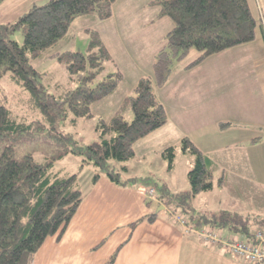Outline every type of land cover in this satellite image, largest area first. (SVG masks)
Wrapping results in <instances>:
<instances>
[{"label":"trees","instance_id":"1","mask_svg":"<svg viewBox=\"0 0 264 264\" xmlns=\"http://www.w3.org/2000/svg\"><path fill=\"white\" fill-rule=\"evenodd\" d=\"M3 1L0 0V4ZM116 1L48 0L33 5L15 21L0 23V81L7 72L12 73L13 80L31 93L52 129H56L58 119L68 113L76 118L91 117L92 105L118 88L122 73L105 72V64L111 60V55L99 36L90 42L86 53L52 54L76 82L74 88L61 96L48 94L41 82L42 74L31 61L57 45L78 17L110 18ZM150 3L159 7L157 19L169 18L174 26L154 55L152 74L141 77L133 94L124 99L111 121L97 127L100 131L98 142L81 145L72 135L59 134L56 140L61 143L62 150L45 161H39L31 154L17 157L10 143L0 147V264H32L44 241L49 236L62 237L77 212L83 199L77 173L67 175L63 170H57L56 161L68 153L78 155L82 158V166L90 164L96 169L93 182L104 174L121 186L136 184L138 180L134 177L122 180L121 173L110 161L131 159L135 155L134 144L168 122L167 110L155 93V84L164 86L175 63L192 49H197L200 54L186 68H192L214 54L254 41L257 28L261 27L250 0H151ZM18 29L23 30V45L11 39ZM128 107L133 114L131 120L124 114ZM31 128V124L15 119L10 106L0 100V146L11 138L31 133ZM182 148L195 158L194 168L188 173L191 191L172 194L166 186L154 187L159 204H164L170 213L187 206L193 196L213 188L209 158L188 138L183 139ZM163 155L172 165L175 148H167ZM189 217L196 224L210 220L194 212ZM155 218V214H150L143 219L152 222ZM143 219L133 223L132 227ZM211 220V228L228 226L248 238L255 229L263 228H251L242 218L227 213L213 216ZM116 256L117 252L107 264H112Z\"/></svg>","mask_w":264,"mask_h":264},{"label":"crops","instance_id":"2","mask_svg":"<svg viewBox=\"0 0 264 264\" xmlns=\"http://www.w3.org/2000/svg\"><path fill=\"white\" fill-rule=\"evenodd\" d=\"M27 1L34 2L7 0L6 5L14 7ZM250 2L261 24L255 40L212 55L230 53V58L215 65L220 69L199 74L206 60L192 68L184 67V75L174 88L171 112H175L176 124L182 130L194 133L184 138L197 145L199 140H208L216 147L206 155L212 171L220 161L240 164L239 176L248 180L255 191V205L261 209L252 213L257 217L251 228H264V0ZM9 10L7 6L2 9L6 13ZM171 78L163 87H169ZM174 89L169 87L168 91ZM172 120L170 116L168 123ZM232 145L238 147L235 155L224 150ZM155 185L121 186L100 175L83 188L82 202L62 237L49 236L32 264H107L115 252L112 264H247L233 258L226 247L210 246L197 232L186 233L175 212L170 213L164 204L145 194ZM150 214L156 215L154 221L143 219ZM187 219L194 229L212 227ZM240 233L224 232L243 238L242 233L243 237L236 235Z\"/></svg>","mask_w":264,"mask_h":264},{"label":"rangeland","instance_id":"3","mask_svg":"<svg viewBox=\"0 0 264 264\" xmlns=\"http://www.w3.org/2000/svg\"><path fill=\"white\" fill-rule=\"evenodd\" d=\"M47 1L34 0L32 3L27 1V4H23L24 1L18 3L19 6L13 7L11 4L6 5L7 0H4L0 4V23L15 21L23 11ZM150 1L117 0L112 7V16L104 20L95 16L78 17L71 24L66 36L57 45L32 59V65L42 74L41 82L48 94L61 96L67 90L74 88L76 82L71 80L65 66L52 54L68 51L86 53L90 42L95 37L99 36L102 39L111 55V60L105 64V72L120 71L122 81L111 95L92 105L93 115L89 118H76L72 113H68L63 118H59L56 129H52L50 123L40 112L31 93L13 80L12 73L7 72L0 81V100L10 106L15 119L31 124L32 132L4 141L0 147L10 143L13 145L17 157L31 154L35 159L45 161L57 156L62 150L61 143L56 140L59 134L72 135L75 141L81 145L98 142L100 131L97 127L103 122L111 121L124 99L133 94L135 85L141 77L152 74L154 55L164 45L167 33L174 26L173 21L169 18L157 19L159 7L152 6ZM6 6L10 8L8 13L2 11L3 8L6 9ZM149 19H153L155 22L148 24ZM257 37H259V33ZM119 38L123 42H120ZM11 39L23 45V30H16ZM199 54L200 52L194 48L186 57L175 63L171 73L172 81L170 80L171 83H169L171 89L176 87L180 75H184V67L186 68ZM208 58L205 59L199 74L220 69L215 65L218 64V61L230 58V53ZM169 87H159L155 84V93L161 102L162 99L165 101L162 103L165 105L168 118L172 117V122H167L165 127L163 126L138 140L134 144L135 155L131 159L126 161L111 160L110 164L121 173L122 180L134 177L138 180L136 184L142 183L146 186L157 184L159 188L166 186L172 194H181L191 191L188 173L195 165L194 156L190 152L183 151V139L186 135L194 136V133L182 130L176 124L175 112H171V109L174 110L175 89L174 92H169ZM124 112L126 119L131 120L133 114L130 108L125 109ZM41 127H43L42 130H40ZM191 141L194 143L192 139ZM198 143V145L194 144L205 155L216 149L215 146L208 144L210 143L208 140H199ZM234 145L225 147L224 150L229 151L230 155H235L238 147ZM169 147L175 148L172 165H170L169 159L163 155ZM232 161L234 160H231V164L220 161V166L213 168V188L193 196L192 199H189L187 206L178 209L173 215H182L187 219L194 212L197 215L208 217L210 219L208 223L211 225L213 216L227 213L242 218L251 226L253 218L257 217H253L252 213L257 210L261 211V209L255 205V191L248 184V180H243L239 176L240 164H235ZM82 164L80 156L68 153L55 162V168L63 170L67 175L77 173V183L83 191V188L93 181L97 171L90 164H84V166ZM223 181L222 186L220 183ZM159 192L161 195L163 194L161 190ZM204 223L206 222L204 221ZM223 229L225 231L232 230L228 226ZM221 231L223 232L222 229ZM236 235L243 237L241 233Z\"/></svg>","mask_w":264,"mask_h":264},{"label":"built area","instance_id":"4","mask_svg":"<svg viewBox=\"0 0 264 264\" xmlns=\"http://www.w3.org/2000/svg\"><path fill=\"white\" fill-rule=\"evenodd\" d=\"M146 195L156 198L155 188H148ZM177 220L183 225L185 232H197L200 237L210 246L226 247L233 258L242 260L247 264H264V229L257 228L253 231V235L248 238L244 236L239 238L233 234H224L221 229L200 227L194 229L189 226L188 219L182 215L177 216Z\"/></svg>","mask_w":264,"mask_h":264},{"label":"water","instance_id":"5","mask_svg":"<svg viewBox=\"0 0 264 264\" xmlns=\"http://www.w3.org/2000/svg\"><path fill=\"white\" fill-rule=\"evenodd\" d=\"M162 208L164 207V206H161Z\"/></svg>","mask_w":264,"mask_h":264}]
</instances>
